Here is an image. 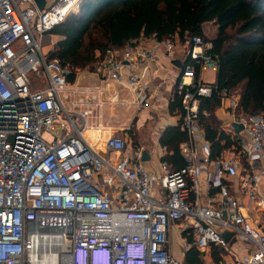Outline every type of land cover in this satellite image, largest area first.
Here are the masks:
<instances>
[{
	"label": "built area",
	"instance_id": "1",
	"mask_svg": "<svg viewBox=\"0 0 264 264\" xmlns=\"http://www.w3.org/2000/svg\"><path fill=\"white\" fill-rule=\"evenodd\" d=\"M81 1L46 0L41 11L36 0H0V264H184L169 250L175 224L185 250L225 248L221 230L251 246L242 261L204 264H264V112L239 115V95L223 91L221 108L239 139L212 161L199 119L216 83L203 76L218 64L211 44L188 38L176 85L187 166L149 171L144 150L130 151L128 129L109 126L105 112L149 108L151 65L161 46L170 59L179 47L141 38L91 69L98 85L70 82L72 70L50 59L56 43L46 41ZM108 83L135 101L108 97ZM203 177L209 195L218 191L206 204Z\"/></svg>",
	"mask_w": 264,
	"mask_h": 264
},
{
	"label": "trees",
	"instance_id": "2",
	"mask_svg": "<svg viewBox=\"0 0 264 264\" xmlns=\"http://www.w3.org/2000/svg\"><path fill=\"white\" fill-rule=\"evenodd\" d=\"M211 23L218 28L214 39L204 32ZM51 34L59 40L50 59L72 70L70 82L101 62L109 50L124 49L141 38L184 43L200 37L211 44L208 54L217 61V80L213 96L202 100L199 126L210 144L212 161L239 139L237 133L224 129L216 115L223 91H239V115L264 112V0H82L78 10ZM181 63L184 68L186 55ZM169 111L172 116L183 112L176 89ZM187 140L180 124L169 127L160 141L166 149L161 162L174 171L183 170L187 164L180 148ZM218 247H212L215 263L225 253ZM201 257L192 249L187 263L203 264Z\"/></svg>",
	"mask_w": 264,
	"mask_h": 264
},
{
	"label": "crops",
	"instance_id": "3",
	"mask_svg": "<svg viewBox=\"0 0 264 264\" xmlns=\"http://www.w3.org/2000/svg\"><path fill=\"white\" fill-rule=\"evenodd\" d=\"M204 32L206 34L205 27ZM175 44L179 47L175 59L168 58L164 47L161 46L158 52V60L151 65L147 80L149 81L151 92L154 91V95L150 98L149 108L141 110L130 105L116 108L108 107L105 112L106 122L109 126L117 130L123 128L128 129L125 135L127 136V143L130 151L143 149V152L148 154L147 160L142 162L141 159V163L152 172L158 170L162 163V157L166 155V149L160 142L162 136L169 127H174L179 124V116H172L169 111V105L174 96L178 82L177 74L179 72V69L173 63L174 61L183 62L186 53L178 39H176ZM90 71L91 69L81 72L77 76V80L84 85L96 86L99 84V81ZM206 78L207 75H204L203 80L206 83L213 84L217 80V74L214 75L213 81H209ZM105 89L108 97L115 93H120L121 98L127 103L129 102L132 104L135 101L134 95L130 91L114 83H108ZM216 115L222 122L224 129L228 132H232V128L229 127L230 119L228 113L223 108H220L216 112ZM170 168L173 170L172 167ZM262 189H264V184L262 185ZM216 192L218 191L216 190ZM216 192L212 193V195L216 194ZM232 193L235 195L237 194L236 192L234 193V191H232ZM212 195H209L205 184V178L203 177L201 179L202 202L206 204L211 198L209 196ZM260 217L264 221V214H260ZM221 231L220 234L226 243V247L223 248L225 253L218 256L220 262L242 261L251 254L252 249L249 244L237 239L232 231ZM223 231L226 233L225 237L222 234ZM185 236L186 235L181 232L179 224H175L170 231L169 250L175 258L184 264H188V252L195 249L202 254L201 260L203 264L208 261H215L212 256V248L208 249L206 253L196 248L185 250L182 246V240Z\"/></svg>",
	"mask_w": 264,
	"mask_h": 264
},
{
	"label": "rangeland",
	"instance_id": "4",
	"mask_svg": "<svg viewBox=\"0 0 264 264\" xmlns=\"http://www.w3.org/2000/svg\"><path fill=\"white\" fill-rule=\"evenodd\" d=\"M205 28H206V37L208 38V39H214L216 36H217V34H218V28H217V26L215 25V24H213V23H211V24H208V25H206L205 26ZM57 40H58V38H56V37H53V38H49L47 41H46V44H51V42H54V43H57ZM205 75H207V78L206 79H208L209 81H213L214 80V74H208V73H206ZM239 91L238 92H235V93H233V95L235 96V97H237L239 94ZM226 129H228V128H226ZM222 232V231H221ZM220 232V233H221ZM223 235H224V237H225V231H223V233H222Z\"/></svg>",
	"mask_w": 264,
	"mask_h": 264
},
{
	"label": "water",
	"instance_id": "5",
	"mask_svg": "<svg viewBox=\"0 0 264 264\" xmlns=\"http://www.w3.org/2000/svg\"><path fill=\"white\" fill-rule=\"evenodd\" d=\"M36 3L39 7V9L41 11H43L45 9V5H46V0H36ZM179 70H182L183 69V65L181 62L179 61H174L173 63ZM234 128L240 132L242 130V126L241 125H234ZM148 158V154L147 153H143V156H142V162H145Z\"/></svg>",
	"mask_w": 264,
	"mask_h": 264
}]
</instances>
